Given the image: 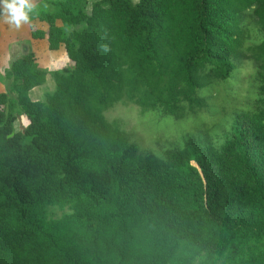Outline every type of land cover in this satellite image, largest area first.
I'll use <instances>...</instances> for the list:
<instances>
[{
    "label": "trees",
    "instance_id": "trees-1",
    "mask_svg": "<svg viewBox=\"0 0 264 264\" xmlns=\"http://www.w3.org/2000/svg\"><path fill=\"white\" fill-rule=\"evenodd\" d=\"M52 8L53 90L30 51L3 74L0 264H264V0Z\"/></svg>",
    "mask_w": 264,
    "mask_h": 264
},
{
    "label": "rangeland",
    "instance_id": "rangeland-1",
    "mask_svg": "<svg viewBox=\"0 0 264 264\" xmlns=\"http://www.w3.org/2000/svg\"><path fill=\"white\" fill-rule=\"evenodd\" d=\"M54 1L55 0H28L30 10L29 8L25 9L28 19L27 22L21 21L19 27L15 24H9L6 22V20L9 19L8 10L4 7L3 3L0 2V12L3 14V21H0V31L2 30L5 33V29H7L6 32L8 34V36L6 35L7 38L3 39L4 45H1L0 43V87H2L0 90L5 89L3 85V83H5V76L3 74L6 73L12 61L25 55L28 51L36 55L38 68L46 73L45 83L40 87L32 89L29 93L30 98L34 101L43 100L45 94L53 90L55 83L52 74L54 72L65 70L71 65V62L67 59L63 49L49 51L46 41L36 40L30 36L29 25L42 26L37 14L49 11V9L51 11L53 9L52 4ZM49 2L50 5H48ZM249 71L250 67H246L245 72ZM134 110L135 109L129 105H118L106 113V118L109 122L115 120L121 121V119H123L124 126H132V124L135 125L137 123ZM19 122L23 126L27 123L24 116L20 117ZM137 131L139 132V130ZM158 132L159 130H151L149 137L155 139L156 133Z\"/></svg>",
    "mask_w": 264,
    "mask_h": 264
},
{
    "label": "clouds",
    "instance_id": "clouds-1",
    "mask_svg": "<svg viewBox=\"0 0 264 264\" xmlns=\"http://www.w3.org/2000/svg\"><path fill=\"white\" fill-rule=\"evenodd\" d=\"M4 7L8 10L9 19L6 20L9 24L20 26L21 21L27 22V14L25 9L29 8L28 0H0ZM30 10V8H29Z\"/></svg>",
    "mask_w": 264,
    "mask_h": 264
},
{
    "label": "crops",
    "instance_id": "crops-1",
    "mask_svg": "<svg viewBox=\"0 0 264 264\" xmlns=\"http://www.w3.org/2000/svg\"><path fill=\"white\" fill-rule=\"evenodd\" d=\"M1 11V10H0ZM3 19V14H2V12H0V21ZM3 21V20H2ZM29 28H30V36H31V33L35 30V29H38L39 28V26H37V25H32V24H30L29 25ZM7 29H5V33L1 30L0 31V43H1V45H4V40L3 39H6L7 38V36H8V34H7ZM7 35V36H6ZM32 37V36H31Z\"/></svg>",
    "mask_w": 264,
    "mask_h": 264
}]
</instances>
